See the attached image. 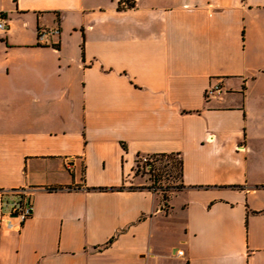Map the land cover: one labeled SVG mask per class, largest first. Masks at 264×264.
<instances>
[{"label": "crops", "instance_id": "0c3cea01", "mask_svg": "<svg viewBox=\"0 0 264 264\" xmlns=\"http://www.w3.org/2000/svg\"><path fill=\"white\" fill-rule=\"evenodd\" d=\"M118 3L0 0V264H264V0Z\"/></svg>", "mask_w": 264, "mask_h": 264}, {"label": "built area", "instance_id": "2783aa9c", "mask_svg": "<svg viewBox=\"0 0 264 264\" xmlns=\"http://www.w3.org/2000/svg\"><path fill=\"white\" fill-rule=\"evenodd\" d=\"M118 7L122 9H128L134 7V0H119ZM9 29L8 18L0 13V32H6ZM58 33V30L52 31H40L39 41L43 42L47 40L51 35ZM223 91V87L220 83L211 84L206 90V97L208 99L218 97ZM242 148V147H240ZM143 160L147 161V157H143ZM2 209L4 216L16 217L17 227H20L33 213L34 203L31 200V195L28 188H19L10 191L8 194H2ZM9 226H13V223L9 221ZM178 255H184L183 250H178Z\"/></svg>", "mask_w": 264, "mask_h": 264}, {"label": "rangeland", "instance_id": "374dc122", "mask_svg": "<svg viewBox=\"0 0 264 264\" xmlns=\"http://www.w3.org/2000/svg\"><path fill=\"white\" fill-rule=\"evenodd\" d=\"M178 161L179 157L177 156L170 158L149 157L147 161L141 157L138 160V166L135 165V169H139L136 175H138L140 181L146 183V187L156 186V191L166 196L164 208H169L168 200L171 193L182 185ZM158 174L161 176L158 177ZM156 175L157 180L155 179Z\"/></svg>", "mask_w": 264, "mask_h": 264}, {"label": "trees", "instance_id": "16d2710c", "mask_svg": "<svg viewBox=\"0 0 264 264\" xmlns=\"http://www.w3.org/2000/svg\"><path fill=\"white\" fill-rule=\"evenodd\" d=\"M173 156H175V155H173V154H155V155H151V156H141V157H147V158H149V157H154V158H165V157H167V158H170V157H173ZM141 157H138V159L136 160V166H138V160ZM178 164H179V168H180V171H179L180 178L182 179V161H181V159H179ZM138 170L139 169H135V174L138 172ZM159 176H161V175L158 174V177ZM158 177L156 175L155 179L157 180ZM181 184H182V182H181ZM181 187H182V185H181ZM181 187H179L178 189H180ZM148 188L152 189V190H155V191L157 190L156 186H150ZM162 198H163V201H164V199H167L165 195H162Z\"/></svg>", "mask_w": 264, "mask_h": 264}]
</instances>
